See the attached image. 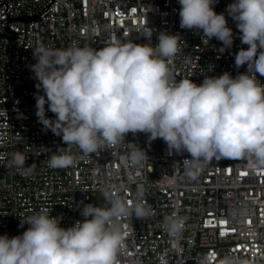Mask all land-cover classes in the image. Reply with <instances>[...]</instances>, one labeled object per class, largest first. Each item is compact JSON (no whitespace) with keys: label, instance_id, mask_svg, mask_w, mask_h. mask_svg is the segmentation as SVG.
<instances>
[{"label":"built area","instance_id":"built-area-1","mask_svg":"<svg viewBox=\"0 0 264 264\" xmlns=\"http://www.w3.org/2000/svg\"><path fill=\"white\" fill-rule=\"evenodd\" d=\"M49 1L0 0V33L13 35L6 28L9 16L36 14ZM231 2L217 0L214 5L217 13L225 12L234 35L232 47L223 53L215 38L207 42L200 32L180 28L178 0H55L34 21H10L16 38L0 36V119H5L0 129H6L0 130V139H6L0 140V235L21 234L28 225L19 227L20 217L42 209L51 211L62 227H70L82 219L81 202L105 206L94 196L107 193L133 202L139 198L153 212L143 220L123 218L126 239L118 264H264V169L245 159L213 160L193 179L183 165L190 158L187 152L170 154L161 138L149 142L144 133H129L118 147L90 155L74 147L76 165L52 169L48 157L66 145L51 130H42L35 115L37 88L30 65L36 62L32 48L40 43L56 49L72 44L98 49L115 35L154 46L159 31H168L178 34L181 49L172 62L177 80L191 78L199 84L205 75L247 71V65L235 64V54L248 46L241 44L236 22L225 11ZM257 78L261 82L259 74ZM46 115L54 118L51 111ZM138 146L147 155L133 166L127 156ZM14 151L26 154V163L34 166L31 174L6 166ZM166 218L179 223L175 234L165 227Z\"/></svg>","mask_w":264,"mask_h":264},{"label":"clouds","instance_id":"clouds-1","mask_svg":"<svg viewBox=\"0 0 264 264\" xmlns=\"http://www.w3.org/2000/svg\"><path fill=\"white\" fill-rule=\"evenodd\" d=\"M178 3L180 28L200 32L207 42L220 41L219 53L232 47L233 30L225 12L215 11L217 0ZM225 11L236 22L241 44L248 46L235 54L236 66L247 65V71L205 75L199 84L177 80L172 62L181 49L178 34L168 31H159L154 46L109 35L98 49L43 43L32 48L35 115L42 130H51L66 145L51 152L47 167H74V147L90 155L118 147L129 133H144L149 142L161 138L170 154L187 152L183 165L193 179L213 160L247 159L253 168L264 169V84L257 78L264 76V0H232ZM144 36L150 41V32ZM146 155L138 146L127 160L140 165ZM10 157L8 168L33 172L25 153L14 151ZM142 192L138 187V197ZM105 195V206L81 202L82 219L70 227L44 209L20 217L19 227L27 224L26 230L0 235V264H118L126 239L123 218L143 220L153 212L139 198ZM165 227L175 234L180 225L166 218Z\"/></svg>","mask_w":264,"mask_h":264},{"label":"water","instance_id":"water-1","mask_svg":"<svg viewBox=\"0 0 264 264\" xmlns=\"http://www.w3.org/2000/svg\"><path fill=\"white\" fill-rule=\"evenodd\" d=\"M130 1H134V2H144V3H148V4H154L156 3L158 0H154V1H146V0H130ZM55 2V0H50L38 13L36 14H25V15H22V16H9L7 19V24H6V28L7 30H9L10 32L13 33V35H7V34H4V33H0V36H4L6 37L7 39L9 40H13L16 38L17 36V33L16 31L10 29L9 27V23L10 21H13V20H24L25 22L29 23L31 21H34L36 18H40L49 8L50 6ZM4 79H7L8 78H4ZM264 80L261 76V83L263 84ZM0 96H3V95H0ZM0 120H5L4 117H2V119ZM0 130H6V129H0ZM0 140H6V139H0ZM242 162H249L247 159L245 160H242Z\"/></svg>","mask_w":264,"mask_h":264},{"label":"rangeland","instance_id":"rangeland-1","mask_svg":"<svg viewBox=\"0 0 264 264\" xmlns=\"http://www.w3.org/2000/svg\"><path fill=\"white\" fill-rule=\"evenodd\" d=\"M94 201L97 203V204H102V205H105L106 204V197L104 194L102 193H97L95 196H94Z\"/></svg>","mask_w":264,"mask_h":264}]
</instances>
